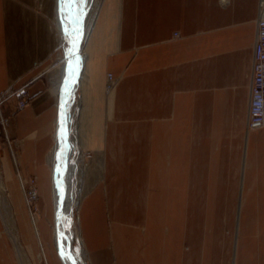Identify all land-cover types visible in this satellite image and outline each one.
<instances>
[{"label":"crops","instance_id":"0c3cea01","mask_svg":"<svg viewBox=\"0 0 264 264\" xmlns=\"http://www.w3.org/2000/svg\"><path fill=\"white\" fill-rule=\"evenodd\" d=\"M42 1V15L0 4V95L23 90L28 98L23 110H17L16 96L3 104L19 146L16 163L0 149L2 179L15 205L21 203L19 182L27 190L32 176L40 195L49 198L57 101L40 74L55 51L49 20L56 0L52 7ZM259 2L228 0L222 7L220 0L101 1L78 87L79 145L92 153L79 210L91 264H253L247 232L238 226L233 251L230 244L222 251L219 244L205 245L199 213L189 224L188 182L195 172L203 188L205 172L218 182L228 171L234 204L254 146L264 152V129L245 134ZM107 75L118 79L109 93ZM155 139L170 206L153 215L157 225L163 220V235L150 230L147 214L141 238L138 206ZM149 191L148 182L147 202ZM14 257L0 222V264H15Z\"/></svg>","mask_w":264,"mask_h":264},{"label":"rangeland","instance_id":"374dc122","mask_svg":"<svg viewBox=\"0 0 264 264\" xmlns=\"http://www.w3.org/2000/svg\"><path fill=\"white\" fill-rule=\"evenodd\" d=\"M101 1L102 0H98V9L100 7L99 4H101ZM220 2L223 7H226V3H228V0H225V3H223L224 0H220ZM8 3H16L32 11L34 14L42 15L43 13L42 0H0V4L8 5ZM46 5H48L49 7L51 5L52 7V0H46ZM49 21L51 29L54 33L55 51L53 57L50 58L48 62V66L41 71L40 77L46 78L50 82L49 84L53 89L54 86L52 79L54 77H56L55 79H57L56 73L58 72L59 67L61 65L62 51L64 47H66V43L64 41L61 46H59V44L57 43V38L59 40L62 39L59 37L57 28H55V15L53 19L54 24L52 23V18ZM85 44L86 42L82 44L80 54L83 59V63L85 59ZM108 76L109 75L106 76L105 81L106 93H109L118 83V79H115V83L107 84ZM5 93L7 92L1 94L0 97H2V95H4ZM56 101L58 103L57 95ZM80 102L81 97L77 88L71 102L65 106V110L66 113H68L72 118L70 138L76 147V166H81L82 168H85L86 161L92 156V153L91 151H83L80 148L79 142H77L79 141V129L77 119L80 111ZM57 106L58 104H56V109L57 115H59ZM4 118L6 117L4 116ZM11 123L12 120L7 119L5 129L9 139L10 147L6 145V143L2 142L3 139H5V136L4 132L1 131L0 149H6L11 159L14 161V163H16L19 158V146L17 140L12 138V136L10 135L9 126L11 125ZM54 130L56 133L55 127ZM249 133L250 131L246 129L245 119V134L248 135ZM158 144V140L155 139L153 148V159L152 162L148 161L147 163L148 166L151 165V168H149L150 172L148 173V179H145L146 183L144 182L143 185L144 193L142 197L144 198H142L141 203L138 206V211L141 217L138 229L140 230L141 238L144 235L143 230L144 227H146V220L148 218L147 214L150 217L148 220V226L150 227V230L155 232L160 231L161 235H163V220H157V222L160 223V225H157L155 220H153V215L165 214V212L169 209L170 206V204L168 203V197L165 188L166 179L161 157L159 155ZM72 159L73 156H71V160ZM249 161L250 163L248 164L247 170H241V185L237 188V198L236 203L234 204H232L231 202L233 188L231 187L232 182L228 181V171L222 173V176L224 175V177H222V179L218 182L216 180L217 178L214 177L213 172H205L204 174L206 176V180L204 183L205 187L203 188L199 187L200 181L198 182L197 179H195V175H197V173H189V224L192 225L191 223L196 221L197 218H195V216L199 213L198 226L199 228H201L205 245H209L212 243L219 244L220 248L218 247V249L220 251L224 250V247L227 244H230L233 251L236 233L238 234V231L236 232V230H238L237 226L238 228L240 227L241 230L245 229L247 232V244L249 247V256L251 261L253 262V264H259L260 262L264 264V152L262 150L256 149L254 146L253 152L250 153ZM226 167H231V163L227 162ZM47 168L50 176V189L48 201L46 200V197L40 195L38 187L36 186L35 176H32L30 179L29 189L36 191L37 198L35 200H30L28 197H26V188L22 184H20V177L16 172V181L18 180L20 185L19 195L21 199V203L16 205L11 201L10 193L4 184V180L2 179L1 175L2 172L0 170V181L2 183L0 184V186H3H1L0 188H4L2 189V191H4V198L7 202V205H9L11 208V212L14 218V227L17 233L16 236L18 238L17 240L19 246L24 252L25 257L28 260V264H64L59 254L58 247L56 246L54 241L53 228L55 224V215L52 201V169L48 161ZM210 176L211 180H209ZM148 182L150 184L149 202H147ZM81 201L82 196H80L79 204L73 206L72 208V221L69 227L70 231H72L73 233L71 240V249L76 261H78L79 264H91L90 257L80 230L79 210L81 206ZM2 217L3 215L0 211L1 232L7 237L10 246L14 252L15 264H22L17 253L15 242H13L11 233L9 232V230H7ZM77 251L79 253L78 256ZM218 254H220V252H218Z\"/></svg>","mask_w":264,"mask_h":264},{"label":"bare ground","instance_id":"6f19581e","mask_svg":"<svg viewBox=\"0 0 264 264\" xmlns=\"http://www.w3.org/2000/svg\"><path fill=\"white\" fill-rule=\"evenodd\" d=\"M262 1L264 3V0ZM55 8V26L62 39L57 38V41L59 46L65 41L66 47L62 51L61 65L56 73L57 79H55L56 77L52 79L53 90L58 99L59 115L55 127L54 148L48 157V162L52 169L54 241L61 258L62 256L70 258L62 259L64 264H70L71 260L76 259L71 249L73 233L69 227L72 221V208L80 201L84 168L76 166V147L70 138L72 118L66 113L65 106L71 102L84 75L82 73L83 59L80 54L82 44L90 36L98 12V0H82V2L73 0L68 5H61L59 0H56ZM71 156H73L72 160ZM0 184H2L1 181ZM2 189L0 188V211L3 215V222L17 245L22 264H28V260L19 246L14 218L10 206L5 201Z\"/></svg>","mask_w":264,"mask_h":264},{"label":"built area","instance_id":"2783aa9c","mask_svg":"<svg viewBox=\"0 0 264 264\" xmlns=\"http://www.w3.org/2000/svg\"><path fill=\"white\" fill-rule=\"evenodd\" d=\"M177 37V35H174ZM115 83L109 75L107 84ZM18 97L16 108L23 110L28 102L26 93L23 90L8 92L0 97V132H4L3 143L10 147L9 139L6 134V121L2 113V104L8 97ZM246 129L248 131H258L264 129V3L261 0L255 20V41L252 55V75L250 85V99L247 105ZM27 196L30 200H35L37 194L35 190L27 189Z\"/></svg>","mask_w":264,"mask_h":264},{"label":"snow or ice","instance_id":"6c2138e0","mask_svg":"<svg viewBox=\"0 0 264 264\" xmlns=\"http://www.w3.org/2000/svg\"><path fill=\"white\" fill-rule=\"evenodd\" d=\"M73 2V0H59V3L61 4V5H68L69 3H72ZM81 2H82V0H81ZM79 255V253H78V251H77V256ZM62 259H70L69 257H67V256H62ZM70 264H79V262L78 261H76V260H71L70 261Z\"/></svg>","mask_w":264,"mask_h":264}]
</instances>
